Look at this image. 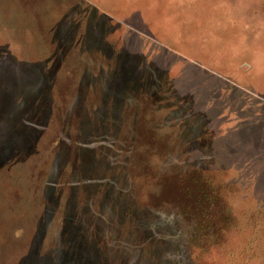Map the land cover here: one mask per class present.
<instances>
[{"label": "rangeland", "instance_id": "374dc122", "mask_svg": "<svg viewBox=\"0 0 264 264\" xmlns=\"http://www.w3.org/2000/svg\"><path fill=\"white\" fill-rule=\"evenodd\" d=\"M200 191L264 264V0H0V264H166Z\"/></svg>", "mask_w": 264, "mask_h": 264}, {"label": "trees", "instance_id": "16d2710c", "mask_svg": "<svg viewBox=\"0 0 264 264\" xmlns=\"http://www.w3.org/2000/svg\"><path fill=\"white\" fill-rule=\"evenodd\" d=\"M107 176V175H105ZM209 191H200V198L196 201L194 204V212L196 215L191 216L189 220H185V228L182 233L179 232L180 230V218L168 219L163 224V230L161 231H153L152 239L153 241L156 240V243L153 242L150 246V248L154 247L153 245L159 244L158 250H157V256L159 258L164 257V262L166 264H193L192 263V247H194L196 243V239L199 238V241H201V234L200 233L204 227L201 225L204 218H208L212 216V207H215V203H212V199L209 200L206 195ZM127 210H129L127 208ZM130 214H133V210L128 211ZM216 216H212V219L208 221V227L209 224H212V227L214 228V237L217 240V237H220L221 232L224 229V226L217 222L218 219V211L215 210ZM214 217L216 218V222L214 223ZM229 221V220H228ZM102 225H100L101 229ZM111 231L109 227L105 226L103 229V233L105 235L107 232ZM207 232V229L205 230ZM155 232L158 233V235H155ZM148 238H151L149 235H147ZM201 244V243H200ZM163 245V246H162Z\"/></svg>", "mask_w": 264, "mask_h": 264}, {"label": "flooded vegetation", "instance_id": "af4514ba", "mask_svg": "<svg viewBox=\"0 0 264 264\" xmlns=\"http://www.w3.org/2000/svg\"><path fill=\"white\" fill-rule=\"evenodd\" d=\"M94 235H95V239H96V236H98V238L101 237V233H100V231H99L98 229L95 230V234H94ZM155 235H158V234H155ZM94 247H96V248H95V251H96L98 248H100V245L98 244V241L95 242ZM88 250H89V249H88ZM88 250H87V251H88ZM91 255H92V253H89V256H90V257H91ZM92 256H93V255H92ZM97 260H99V259H98L97 254H96L95 257H94V256L92 257L91 262H97ZM94 264H95V263H94ZM121 264H122V262H121Z\"/></svg>", "mask_w": 264, "mask_h": 264}]
</instances>
